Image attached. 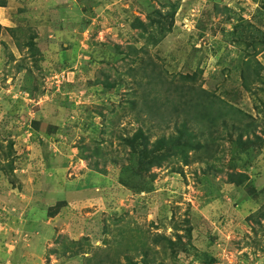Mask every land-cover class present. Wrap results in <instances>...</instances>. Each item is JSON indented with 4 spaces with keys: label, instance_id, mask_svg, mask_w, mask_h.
I'll return each mask as SVG.
<instances>
[{
    "label": "rangeland",
    "instance_id": "374dc122",
    "mask_svg": "<svg viewBox=\"0 0 264 264\" xmlns=\"http://www.w3.org/2000/svg\"><path fill=\"white\" fill-rule=\"evenodd\" d=\"M0 6V264H84L112 250L118 263L103 264H203L204 253L264 264V94L241 78L253 59L264 66V0ZM239 19L237 45L226 34ZM232 123L248 129L245 152ZM198 128L207 146L183 149ZM160 236L179 237L175 260ZM79 241L90 251L75 259Z\"/></svg>",
    "mask_w": 264,
    "mask_h": 264
},
{
    "label": "trees",
    "instance_id": "16d2710c",
    "mask_svg": "<svg viewBox=\"0 0 264 264\" xmlns=\"http://www.w3.org/2000/svg\"><path fill=\"white\" fill-rule=\"evenodd\" d=\"M170 8H171V13L173 15L174 14V11H175V7L174 6H171ZM171 13H170V15H171ZM262 14H264V8H263ZM158 15L160 16V14H158ZM148 19H149V21L152 22V24H156V21H153L150 17H148ZM246 24L247 23L244 20L239 19L236 22V24H234L232 26L231 31L230 32H227V34H226L227 39L232 44H237L238 45L237 40H240L241 37H242V35L244 34V31L243 30H246V28L244 27ZM131 27L133 29L138 28L140 30V33H142V34H144V33L145 34L146 33L149 34L148 29H147V26L145 25V23H143L138 18L135 19V24L131 25ZM1 29L2 28L0 27V31H1ZM240 29H241V31H240ZM6 31L9 34H12V37L13 38H16V37H14V33L16 32L15 29H6ZM163 37L158 38V39H154V37H147V43H148L147 45L157 46L158 42H160V41L163 40L162 39ZM33 40H34V37L33 36H31V35L28 36L26 38V41L22 43V47H28L29 50H32L34 48L33 47ZM149 40L151 42H149ZM15 44H16L17 48L21 47L20 44H19V42L17 41V39L15 40ZM253 49H255V47H253ZM139 50L140 49L133 48L131 54L132 55H138ZM254 57H255V55L253 54V58ZM253 61L255 62V65L253 66L252 65V62L251 63L248 62V67L246 69L243 68V74L241 75V78H242V81H243L242 84H243L244 89L247 92H249V94L252 95V96L253 95H256V92L257 91H259V92H261V93L264 94V66L260 65L257 61H255V59H253ZM106 86H109V85L106 84ZM202 93L205 94V91H202L201 90L200 92H197V91H195L193 89V94H202ZM221 103H223V102H221ZM145 108L148 111L151 110V107L150 106H145ZM172 109H173V111H175V109H177V108L176 107H172ZM243 116H244V114H243ZM240 124H234V123H232L230 125L232 127L231 128L232 129V132H233L232 134L236 135V138L232 141V144L235 145V150H239V151L242 150L243 152H245L246 151L245 150V146L248 144V141L247 140L244 141L243 140V137H245V135L248 134V129L243 128V126L240 125ZM223 125L225 126V129L228 128V125L226 123H223ZM246 126L249 127L250 129L251 128L253 129V127L255 126V123H248ZM182 128L185 129V125H182ZM188 128H190V127H188ZM196 131H199V128L196 129ZM213 132L214 131L207 130V136L205 137V141L208 138H210L211 133H213ZM204 133H205V131L203 132V131L200 130L199 133L196 134V137H194L192 144L186 142V143H184L182 145L183 149H187V148L193 147V146L200 147V145L206 147L207 146L206 143L200 144L199 141L197 140V138H202L203 135H204ZM138 137H142L143 139H145V134L141 133V130H138L137 131V134H135V136H134V140L131 141V142H129L130 145H131V147L133 148V151L135 150L134 149V141L137 140ZM161 143H162V145L165 144V139L164 138H161ZM155 153H156V149H154V151L149 152L148 153V156H154ZM239 154L240 153H235V154H233V156H236V155H239ZM146 156H147V152L145 151V153L143 155V158L144 157L147 158ZM158 156H160V155H158ZM154 158L157 161L156 162V165L157 166H159L160 165V162L163 161L162 154H161V157H154ZM184 162H186V159L184 160ZM151 167H153V164L150 163V162H148L147 163V170H149ZM227 179H228V182L229 183L234 184V185H237V186H240L242 184L243 180L247 179V177L244 174H241V173H228L227 174ZM83 240H85V238L82 239V241ZM158 240H163L165 246L166 247L168 246L170 248L171 253H170L169 257L172 260H175V258L177 256V254L179 253V251L176 248H174V246H176V245L182 246L179 237L177 236V240L172 241L167 236H160ZM87 242H89V241H87ZM73 244H75V246H76L73 250H76V249L77 250L76 251H73L72 253H70V255H69L70 257H73V258L77 259L76 257L79 254H81L82 257L84 258V255L88 254V252L90 251V249H86V250L83 249V246H85V245H83V242H81V241L75 242ZM186 250H187L186 248H182L181 249V251H183V252L186 251ZM118 257H119V255L117 254V251H115V250L106 251L105 254L101 258L97 259L95 262H93L91 256L88 255V257H85L86 260H85L84 264H103V262H106V261H110V262L112 261L113 263L114 262H117L118 263ZM124 257H125L124 260L126 261V263H129L130 264L132 260H130L129 258H127V256H124ZM196 259L199 260L200 262L202 261L203 264H208V263L209 264H212L213 263V259H212V257L208 253H204L202 256H200V259L198 257H196Z\"/></svg>",
    "mask_w": 264,
    "mask_h": 264
}]
</instances>
